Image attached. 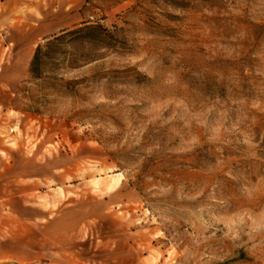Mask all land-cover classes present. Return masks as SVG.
I'll list each match as a JSON object with an SVG mask.
<instances>
[{"label":"rangeland","instance_id":"obj_1","mask_svg":"<svg viewBox=\"0 0 264 264\" xmlns=\"http://www.w3.org/2000/svg\"><path fill=\"white\" fill-rule=\"evenodd\" d=\"M0 264H264V0H0Z\"/></svg>","mask_w":264,"mask_h":264},{"label":"trees","instance_id":"obj_2","mask_svg":"<svg viewBox=\"0 0 264 264\" xmlns=\"http://www.w3.org/2000/svg\"><path fill=\"white\" fill-rule=\"evenodd\" d=\"M74 29H68V28H64L62 29L59 33H54L51 35V37L48 39V44L50 43H54L60 39H62L65 34L69 33V32H73ZM43 50H42V46L38 45L33 58L31 60V64H30V70L33 74V76L37 77V76H41L42 72H43V68H42V58H43Z\"/></svg>","mask_w":264,"mask_h":264}]
</instances>
